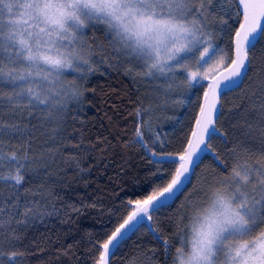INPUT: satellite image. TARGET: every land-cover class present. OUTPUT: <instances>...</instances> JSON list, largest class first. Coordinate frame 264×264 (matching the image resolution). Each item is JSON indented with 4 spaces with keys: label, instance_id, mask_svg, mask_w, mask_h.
Segmentation results:
<instances>
[{
    "label": "snow or ice",
    "instance_id": "snow-or-ice-1",
    "mask_svg": "<svg viewBox=\"0 0 264 264\" xmlns=\"http://www.w3.org/2000/svg\"><path fill=\"white\" fill-rule=\"evenodd\" d=\"M106 64L125 66L159 95L155 109L136 110L133 143L150 158L147 187L108 209L111 228L94 245V264H109L144 229L161 244V264H264V0H0V183L17 190L7 199L0 194V264H19L20 233L50 215L42 209L52 194L41 185L31 198L21 196V173L47 174L54 159L51 151L29 155L31 141L13 148L5 139L31 135L16 122L27 119L38 121L33 128L47 126L55 143L75 122L84 84ZM246 84L244 123L231 125L230 137L218 124L220 97ZM197 85L206 89L203 103L169 151L153 113L185 105ZM206 159L214 166L202 167ZM173 207L165 237L157 225ZM138 253L133 249L127 264H137Z\"/></svg>",
    "mask_w": 264,
    "mask_h": 264
},
{
    "label": "trees",
    "instance_id": "trees-1",
    "mask_svg": "<svg viewBox=\"0 0 264 264\" xmlns=\"http://www.w3.org/2000/svg\"><path fill=\"white\" fill-rule=\"evenodd\" d=\"M235 19L229 20L233 26ZM96 35L102 37L103 34ZM217 36L219 43L226 44L228 38L225 34L218 32ZM205 90L197 85L190 89L185 105L154 111V124L159 125L161 139L173 145L169 151L174 150L187 133L189 121L203 103ZM250 90L246 84L221 96L224 116L218 124L230 137L233 134L231 125L244 123L246 114L240 111L239 106L247 103ZM82 91L81 104L78 109H73L75 122L68 121L61 135L55 137V143L51 141L53 134L47 126L44 129L33 128L38 121L29 122L27 119L16 122L24 129H31V135L25 131L20 139L4 141L13 148L31 141L33 152L29 155L49 151L54 154V159L48 161L47 174L21 173L25 176L23 186L18 190L21 196L27 194L31 198L41 185L46 193L52 195L49 196V206L42 209L50 215L35 220L20 233L24 236L20 250L25 252V256L19 264H94L99 257L94 245L102 244L111 228L108 209L121 200L139 198L147 187L144 177L151 167L150 158L133 140L137 108L157 107L155 97L159 93L154 85L134 74L129 76L125 66L108 67L106 64L89 77ZM75 143L95 147L79 152L65 148V145ZM71 156L77 157L78 166L70 159ZM213 166L209 159L202 165ZM3 174L7 176L9 173L5 170ZM16 191L10 183H0V194L6 199ZM93 203L97 204L96 208L84 207ZM179 203L177 201V206ZM72 208L81 211L76 213ZM174 211L175 207L160 214L161 223L157 227L165 237L170 234L167 218ZM137 248V264H161V244L147 229L115 252L110 257V264H127L129 254ZM153 250L156 255H153Z\"/></svg>",
    "mask_w": 264,
    "mask_h": 264
},
{
    "label": "water",
    "instance_id": "water-1",
    "mask_svg": "<svg viewBox=\"0 0 264 264\" xmlns=\"http://www.w3.org/2000/svg\"><path fill=\"white\" fill-rule=\"evenodd\" d=\"M221 71H223V69L221 70ZM222 96V95H221ZM220 102H221V97H220ZM111 257V256H110ZM110 257H109V264H110Z\"/></svg>",
    "mask_w": 264,
    "mask_h": 264
}]
</instances>
